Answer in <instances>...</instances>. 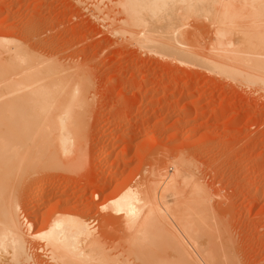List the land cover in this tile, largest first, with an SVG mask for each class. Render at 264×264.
<instances>
[{
    "label": "rangeland",
    "instance_id": "obj_1",
    "mask_svg": "<svg viewBox=\"0 0 264 264\" xmlns=\"http://www.w3.org/2000/svg\"><path fill=\"white\" fill-rule=\"evenodd\" d=\"M117 1L0 0V36L21 40L43 58L76 63L86 76L82 83L89 104L81 113L80 164L51 174L55 201L68 202L74 214L97 219L100 234L116 242L125 235L117 224L122 219L112 215L117 217L112 221L98 206L122 186L148 183L157 168L165 178L174 174L168 159L176 154L189 157L211 198L212 223L225 225L234 240V256L240 264H264V86L245 84L241 77L202 64L181 63L170 53L148 52L123 27L125 15ZM192 18L182 43L209 54L218 23ZM232 34L224 42L240 39L225 54L237 59L246 43ZM105 152L112 154L105 158ZM167 249L163 246L160 254L171 256ZM41 260L53 264L47 257Z\"/></svg>",
    "mask_w": 264,
    "mask_h": 264
},
{
    "label": "bare ground",
    "instance_id": "obj_2",
    "mask_svg": "<svg viewBox=\"0 0 264 264\" xmlns=\"http://www.w3.org/2000/svg\"><path fill=\"white\" fill-rule=\"evenodd\" d=\"M121 2L122 0H118L116 5ZM172 2L179 4L182 0ZM200 2L228 4L231 7H216L211 13L205 10L199 16L177 8L170 17L147 22L145 25L133 23L123 9L120 8L119 12L125 15L123 27L126 26L125 30L130 37L143 48L151 49L148 52L170 53L184 61L181 63L202 64L215 73L241 77L245 84L251 82L250 85L255 83L260 86V80L264 78L260 0ZM253 4L256 7H251ZM108 14L109 12L107 16ZM190 17H197V23L200 18V22L207 19L206 22L218 23V28L213 29L214 39L207 41L212 46L208 47L212 48L209 54L191 51L182 43L181 36L191 30L185 26L192 22H187ZM234 32L240 34L241 40L246 43L243 49L238 44L241 51L234 47L240 52L237 51L239 56L235 54L237 59H231L225 54L229 50L227 46L240 39L230 41V44L224 42ZM232 35L236 40L237 36ZM228 38L230 40L229 36ZM20 41L9 35L0 36V97L9 96L10 103L17 109L14 118L8 121L5 104L0 101V137L7 134L18 146L16 153L6 154L4 147L0 145V231L12 228L22 237L23 252L17 251L15 259H31L34 264H43L42 257H47L53 264H83L84 260L100 257L110 259L114 264H209V261L214 264H240L237 255L233 254L234 240L231 242L228 229L223 224H219V227L222 226L224 230L222 227L219 229L212 223L211 198L205 188L206 184L199 180L195 164L189 157L176 154L168 159V164L175 170L174 174L165 178L163 169L157 168L148 183L122 186L98 206L99 213H108H104V216L111 218L115 215L122 219L117 224H121L125 235L116 242L108 234H100L97 219L89 220L79 212L74 214L71 211L73 209L68 207V202L65 204L60 200L55 201L56 195L52 191L54 183L53 180L49 181L54 176L53 172L60 169L64 171L70 165L72 168L76 162L80 164L83 132L85 133L81 115L89 104L86 84L82 83L86 76H82L80 65L35 55V52ZM144 52L147 53V50ZM111 154L105 152L102 156L107 158ZM65 155L68 156L63 157ZM19 160L25 162L22 173L18 172ZM77 165L78 163L74 167ZM27 200L29 204L25 206L24 202ZM117 200H120L119 205L113 203ZM14 205L20 209L18 213ZM42 209L46 210L43 214ZM132 210L137 213L136 231L129 226ZM25 221L31 225L30 230L25 226ZM216 221L218 220L215 219ZM57 223L61 224L60 228H55ZM54 228L56 239L63 242L61 245L50 246L44 240L34 239L38 234ZM213 231H216L215 237ZM141 232L143 237L138 235ZM213 237L220 239L215 240ZM73 245L83 256L71 251ZM163 246L165 251L169 248L173 254L167 257L161 255ZM13 259L11 250L0 252V264H13Z\"/></svg>",
    "mask_w": 264,
    "mask_h": 264
},
{
    "label": "snow or ice",
    "instance_id": "obj_3",
    "mask_svg": "<svg viewBox=\"0 0 264 264\" xmlns=\"http://www.w3.org/2000/svg\"><path fill=\"white\" fill-rule=\"evenodd\" d=\"M117 7L124 10V12L129 16L130 20L139 25H145L147 22L156 21L165 17H170V14L177 8L181 10H186L189 13L199 16L201 12L207 10L209 13L216 7L229 8L231 5L228 4H219V3H203L200 0H182L181 3L172 2V0H122L121 3L116 5ZM251 7H256L255 4ZM260 13H261V30H262V39H264V0H260L259 3ZM221 35V33H218ZM264 60V56L261 57ZM261 86H264V78L260 80ZM0 101H3L5 104V116L6 120L11 121L16 114V107L10 103V97L4 96L0 97ZM0 145L4 147L6 154H14L18 150V146L13 143L9 135L0 137ZM25 162L23 160L18 161V172L22 173ZM122 199V198H121ZM114 204L119 205L120 200L113 201ZM15 211L18 213L20 209L14 205ZM131 220L129 223L130 228L133 231H136L135 218L137 213L135 210H132L130 213ZM25 226L30 230L31 225H28L25 221ZM61 224L57 223L55 228H60ZM54 229L38 234L34 239L44 240L53 245H61L63 242L58 241L54 235ZM30 235V233H29ZM140 237H143V233L138 234ZM135 243V241L133 242ZM12 251L14 254L13 264H34V261L31 259H15V253L17 251L23 252V240L19 233L14 231L12 228H5L3 231H0V252ZM41 251H44L41 248ZM71 251L75 254L83 256V253L79 252V249L73 245ZM83 264H114V261L110 259H104L102 257L92 259L89 258L83 261ZM209 264H214V262L209 261Z\"/></svg>",
    "mask_w": 264,
    "mask_h": 264
}]
</instances>
